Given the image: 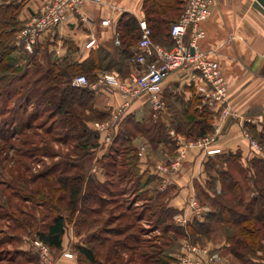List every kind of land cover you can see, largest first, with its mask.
<instances>
[{
    "label": "crops",
    "instance_id": "crops-1",
    "mask_svg": "<svg viewBox=\"0 0 264 264\" xmlns=\"http://www.w3.org/2000/svg\"><path fill=\"white\" fill-rule=\"evenodd\" d=\"M49 1L17 0L21 5L18 21L24 27ZM144 2L145 0H99L86 3L81 16H72L66 24L40 38L34 47L37 58H41V62L52 63H61L68 58L83 64L89 59L92 51L102 48L114 59L119 60V50L114 44V32L119 33L118 23L125 15L135 17L139 23L141 20L146 21ZM184 7L185 3L180 16ZM106 20L111 22V26L102 25ZM201 28L205 31V37L200 41V47L220 66L227 82V106L231 114L224 117L222 115L224 107L211 104L206 97L205 85L200 77L191 71L172 73L164 81L161 96L165 105L160 111H153L147 102V96H144L133 103L128 114L131 117L128 123L143 125V119H148V123H151L147 127L143 125L145 134L137 133L130 138L131 150L126 155L127 171L129 168L130 172L127 177H131L132 183L135 180L138 182L135 194L145 193L149 197L136 201L134 208L142 211L155 204L173 208L181 216L180 223H191L196 219L202 222L209 213L203 208L205 216L196 215L188 207V198L196 194L197 183L206 187L210 177H217V172L226 171L229 165L236 164L247 169L254 157L264 159L263 155L253 151L251 147L253 135L250 131L253 129L264 134V0H216L211 17L201 25ZM92 38L96 40L95 47L87 50V42ZM133 71L131 65L130 73ZM103 72L120 77L130 74L123 75L115 70ZM103 72H96V76ZM92 92L93 107L107 113L108 116H111L115 108L122 103V97L115 90L99 89ZM207 118L212 126V132L203 138H213L211 148L221 151L212 156H208L203 147L190 146L189 143L194 139L175 130L183 122H192L196 127L202 126L207 122ZM86 125L94 130L93 123L87 122ZM125 125L128 126L127 123ZM104 138L105 133H101L98 140L100 143L93 150L94 163L96 161L99 163V168L94 167L93 170L100 175V183L106 190H118V186L113 184L114 181L120 183L122 180L121 162L124 155L119 152L113 153L111 151L113 144L104 146ZM139 139L150 145L149 148L145 147L144 152L138 148ZM174 143L176 146L173 148ZM183 151L185 156L176 169L169 168V173L159 171L158 166L162 161L170 166ZM216 184L218 189H221L220 182ZM150 220L146 215L140 221L142 227L147 230L144 238L160 234L159 230L152 227L153 222ZM176 221L179 222L177 219ZM114 225H117L116 221L108 222L107 230L101 232V235L112 238V231L116 227ZM217 228L221 227L217 225ZM95 233L96 231H91L89 234ZM183 241L181 240L179 244L181 245ZM204 243L211 246L219 262L238 264L227 251L228 244L224 237L219 236ZM26 245L20 247L22 252L28 250ZM61 250H67L64 242ZM176 254L172 253L174 257ZM18 260H20L18 257L5 258L0 264H19ZM261 261L256 259L254 263L258 264ZM61 264L79 262L76 259H62Z\"/></svg>",
    "mask_w": 264,
    "mask_h": 264
},
{
    "label": "trees",
    "instance_id": "trees-1",
    "mask_svg": "<svg viewBox=\"0 0 264 264\" xmlns=\"http://www.w3.org/2000/svg\"><path fill=\"white\" fill-rule=\"evenodd\" d=\"M10 1L8 3L7 0H3L0 5V74L5 75L17 73L19 66L12 61L13 54L17 50L22 51L24 47V41L18 38V34L23 28V25L17 19L21 5L17 0ZM184 3V0H145L143 10L151 30L152 40L156 44H161L168 49L172 48L173 44L170 39L169 27L178 21ZM117 28L121 39V46L117 47L120 55L119 60L114 59L105 49L99 48L96 51H92L89 59L83 64H78L68 58L61 63L48 61L47 71L43 77L48 87L44 91L37 90L23 93L24 102L30 104L32 98H36L39 100L37 101L40 105L47 103V107L50 108V114H54V117L67 115L73 105H79L89 114H95L96 119L98 118L101 122L111 119V116H108L107 113L100 112L93 107V92L88 89L74 87L72 80L76 76L84 74L90 81H94L96 72L111 70L118 71L123 75L130 73L131 65L129 60L134 55V50L141 38L140 25L135 17L125 15L118 23ZM34 54L36 56L35 49ZM32 59L33 57H30L28 61L31 62ZM5 75H0V93L10 96V90H13L14 96L19 95L20 91L17 92V89H12L13 85L10 83L11 81H8L9 79H6ZM17 115V111L13 113V116ZM130 118V116L125 117L120 125L119 133L114 139V146L111 148L113 153L119 152L122 154L118 149L120 145L129 144L131 137L145 130L144 127L138 124L128 123ZM30 121L31 119H28L26 122L25 130L32 126ZM86 123L85 120L81 122L82 133L77 136H80L82 141L77 146L82 151L91 152L99 145V135L95 130V132L91 130ZM126 123L128 126L125 125ZM22 128L24 130V125L21 126ZM9 129L10 125L8 126L5 121H0V140L8 138L7 135L12 133ZM13 130L14 133L10 134V136H15V129ZM175 130L188 138L199 139L209 135L212 132V126L207 118V122L202 126L196 127L192 122H183ZM76 131L75 129L73 130V132ZM250 131L253 138L264 148V134L253 129H250ZM129 146L131 150V145L129 144ZM125 153L121 162L123 167L121 175L123 180L130 181L131 177H127L129 168L127 171V153ZM57 168L54 167L47 171L45 177L52 174ZM60 173L61 175L56 180L57 185L53 189L54 197H57L59 192L67 191L69 193L68 206L73 215L78 211V202L80 200L85 205L86 209L80 211L83 217H79V222L89 227L94 224L100 226V230L96 231L95 234L87 235L84 245L76 248L81 263L82 259H84L89 264H102V261L98 258L95 244L99 245V247H108L112 243V253L107 256V261H109V264H121L123 258L119 254L120 247L122 249L132 248L133 250L134 244L137 243L139 249L141 244L148 245L154 238L159 240L160 238L155 237V235H153L154 237H143L147 230L140 227V221L146 215L153 222L152 227L160 231L158 236H162L163 239L166 236H173L172 238L175 241L173 245L186 238L191 239V242H198L202 238L212 240L213 234L218 230L217 225H219L228 244L227 251L241 264H255L254 260L258 259L260 253H264V159L262 158L254 157L247 169L233 164L229 165L226 171H218L217 177H210V182L213 181L216 184L219 181L221 184V189L216 190L215 188L214 191L212 200L214 210L209 211L202 222L196 219L185 226L180 225L176 221V217L179 214L177 210L159 204L145 208L142 211H138L135 208L123 210L122 203L118 201L123 191H119V189L106 190L102 184H98L100 186V195L89 189L87 194L86 192L83 193V198L81 199L83 186L84 184L86 185L83 176L79 174L67 175L64 171ZM95 181L96 179L93 176L87 179L90 188L95 186L93 183ZM136 183L138 184V182ZM118 184L114 181L113 185L118 186ZM212 186L211 188L213 189L214 185ZM109 205H113L114 207L112 208L114 209H111L110 219L104 221L105 219H102V216L103 213L108 211ZM53 209H58V207L54 205ZM124 220L126 221L125 223H123ZM111 221L117 222L116 228L112 231L113 238H115L114 242L112 238H106L101 235V232L107 230V223ZM66 225L67 219L64 215L57 213L51 222L45 225L44 230L36 232V237L52 249L60 250L66 234ZM136 229L140 230L137 234L133 233ZM126 233L131 234L126 236ZM130 241H134V244L130 245ZM145 248H148V246H145ZM153 249L155 253H152V255H155V258L149 257L151 253L140 254L145 259L144 264H148L149 261H153L154 263L152 262V264H163L162 262L167 259L163 251L165 250L164 247H153ZM133 252L136 253V250H133ZM3 259L5 258H0V261H3ZM259 259L262 261L258 264H264V259ZM168 260V264H174L175 262V257L171 252Z\"/></svg>",
    "mask_w": 264,
    "mask_h": 264
},
{
    "label": "rangeland",
    "instance_id": "rangeland-1",
    "mask_svg": "<svg viewBox=\"0 0 264 264\" xmlns=\"http://www.w3.org/2000/svg\"><path fill=\"white\" fill-rule=\"evenodd\" d=\"M0 2L2 3L3 0ZM171 26L172 24L169 28H171ZM33 54L34 48L30 52H27L24 47L22 51L17 50L12 58V61L19 66L17 73L14 75L0 74L2 76L5 75L7 77L6 79L11 81L10 83L13 85L12 89H17V92L20 91L17 96L13 95V90H10V96L0 93V121H5L8 126L10 125L9 130H11L12 133H14L13 129H15V136H10L12 133H9L7 139L0 140V258L18 257V259H20L17 261L19 264H26V262H28L27 264H40L39 258L32 248L34 240L37 239L36 232L44 230L45 225L50 223L56 214L59 213L60 215H64L67 219L66 234L63 239L67 250L62 251L61 249L55 250L50 248L51 254L58 264H61L62 259H76L79 264H89L84 259H82V263L80 262V257L76 248L84 245L85 238H87L86 235L91 231L100 230V226L92 225L89 227L79 222V217H83L80 211L86 209L85 205L82 204L80 200L78 202V211L73 215L68 206L69 193L67 191L59 192L57 197H54L53 189L57 185L56 180L61 175L60 172L64 171L67 175L79 174L83 176L86 185L84 184L83 186L81 199L83 198V193L86 192L87 194L89 189H92L93 192L100 195V186L98 184H101V177L93 170L94 167L99 168V163L98 161L94 163L93 151H82L77 146L81 144L82 141L80 136L77 135L82 133L81 122L83 120L93 123L94 130L97 129L95 128L96 125L101 123V121H99L98 118L96 119L95 114L87 113L86 110L79 105H73L70 109L71 111L67 115H57L54 117V114H50V108L47 107V103L40 105L38 99L32 98L30 104H26L22 98L23 93L35 92L37 90L44 91L46 87H48L45 80H43L48 67L47 61L41 62V58H37V56ZM30 57H33L31 62L28 61ZM16 111L18 115L13 116V113ZM28 119H31L30 123L32 126L25 130L27 126L25 124ZM148 122V119H143L142 121V123H144L143 125L146 127L151 125V123ZM22 125H24V130L23 128L21 129ZM143 125L140 124L142 127ZM74 129L77 130V133L73 132ZM95 131L99 135V138H101V132ZM143 133L145 134V131ZM139 140L138 148L141 152L145 151V147H150L147 142H143L142 139ZM198 140L199 139H194L191 143H195ZM252 142L257 143L261 151H257L253 147ZM113 143L114 142L111 144ZM103 145L106 146L105 140ZM172 146L174 148L176 144L174 143ZM129 147V144L124 143L121 144L118 149L122 154L125 152L128 154L130 151ZM251 147L254 152L264 156V148L253 137L251 139ZM160 166L169 165H166V163L162 161L158 169ZM54 167H58L57 170L45 177V173ZM169 172L170 171L167 173ZM91 176H93L96 181L93 182L95 186L90 188L87 179ZM135 181L132 183V181L122 179L118 184L119 191H123L122 196L118 199V201L122 203L123 210L127 208L132 209L136 201L149 198L145 193H143V195L135 194V190L138 187ZM212 185H214L213 189L211 188L213 187ZM215 188L218 190V185L214 184L213 181H209L206 187L197 183V192L194 197L188 198V207L192 209L196 215L203 216H205L203 208H206L208 211L214 210L212 200ZM193 201L197 202L200 208L199 211L190 206ZM54 205L57 206L58 209H53ZM108 207V211L102 216V219H105L104 221L110 219L112 213L111 209H114L112 208L114 207L113 205H109ZM179 215L180 214L176 217L177 220L181 217ZM125 222L124 220L123 223ZM186 224L187 223H180V225L184 226ZM115 226L116 225H114V227ZM140 227H142V224ZM138 231L140 230L136 229L133 233L137 234ZM131 233H126V236H129ZM223 233L221 228L218 229L213 234L212 239L215 240L216 237L219 236L224 237ZM155 237H159L160 241L154 238L150 241L151 244H141L139 249L137 243L134 244V241H130V245L134 244L133 250H136V253L133 252L132 248L122 249L120 247L119 254L121 258H123L121 264H144L145 259L141 257V255H143L142 253H151L149 257H156L152 255V253H155L153 247H164L165 250L163 251L167 259L162 263L168 264L170 252L177 253V256L181 252L182 244L185 242L195 245L201 250H208L216 257L211 246L204 243V241H211V239L207 240L202 238L198 242H191V239L186 238L183 239L184 241L181 245L179 244L180 242L173 245L175 241L172 235L171 237L166 236L164 239L162 236H158V234H155ZM114 239L115 238L112 237V241ZM25 244H27L28 250L22 252L20 247ZM111 244L108 247H99V245L95 244L98 258L102 261V264H109L107 256L112 253L111 250L113 248ZM145 246H148V248H145ZM67 254H71V258L67 257ZM176 256L174 264H176ZM259 258L264 259V253H260L258 259ZM152 262L149 261L148 264H152ZM237 262L241 264L239 261ZM220 263L225 264L223 261Z\"/></svg>",
    "mask_w": 264,
    "mask_h": 264
},
{
    "label": "built area",
    "instance_id": "built-area-1",
    "mask_svg": "<svg viewBox=\"0 0 264 264\" xmlns=\"http://www.w3.org/2000/svg\"><path fill=\"white\" fill-rule=\"evenodd\" d=\"M91 1L99 0H50L38 11L19 32L18 38L24 41L27 52L33 50L40 38L62 25L66 24L72 16H81L84 5ZM216 0H186L185 7L179 20L170 28L172 48L168 49L156 44L152 40L151 30L145 20H141V38L130 59L134 71L126 77L107 72L99 73L94 81L82 74L72 80L76 88L98 91L110 89L117 91L122 97V103L112 112L111 119L98 123L95 130L105 133V143L111 144L120 130V125L125 117L130 114V109L137 100L147 96V102L153 111H160L165 103L162 99V85L164 81L176 72L191 71L200 77L205 85L207 99L211 104H219L224 107L222 115L229 116L227 82L221 72L218 63L212 61L209 55L200 47V41L205 37V31L201 25L209 20ZM103 26H111V22H102ZM189 39L187 40V37ZM114 44L121 46L120 35L114 32ZM94 38L87 42L86 49L95 47ZM213 138L199 139L190 146L203 147L208 156L220 153L219 149L211 148ZM257 151H261L258 144L252 142ZM142 156V153H139ZM185 152H180L170 168L176 169L184 158ZM162 173L169 171V166H160ZM190 206L199 211L196 201ZM200 213V212H199ZM181 220L179 219V222ZM34 249L40 264H58L50 252V248L40 239L33 242ZM71 254L67 257L71 258ZM176 264H221L208 250H201L188 242L182 244L181 252L176 256Z\"/></svg>",
    "mask_w": 264,
    "mask_h": 264
}]
</instances>
